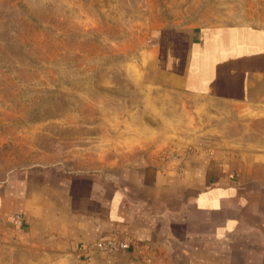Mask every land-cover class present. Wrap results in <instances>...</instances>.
<instances>
[{
    "label": "crops",
    "instance_id": "0c3cea01",
    "mask_svg": "<svg viewBox=\"0 0 264 264\" xmlns=\"http://www.w3.org/2000/svg\"><path fill=\"white\" fill-rule=\"evenodd\" d=\"M149 37L151 86L245 109L264 104V26L157 27ZM261 121L246 123L241 158L138 156L99 170L12 169L0 177V222L46 264H264V138L253 139L264 137L255 129ZM106 236L138 249L96 248Z\"/></svg>",
    "mask_w": 264,
    "mask_h": 264
},
{
    "label": "rangeland",
    "instance_id": "374dc122",
    "mask_svg": "<svg viewBox=\"0 0 264 264\" xmlns=\"http://www.w3.org/2000/svg\"><path fill=\"white\" fill-rule=\"evenodd\" d=\"M230 23L264 26V0H0V177L35 163L99 170L138 156L241 158L246 123L264 117V104L170 93L145 72L157 27ZM40 258L0 222V264Z\"/></svg>",
    "mask_w": 264,
    "mask_h": 264
},
{
    "label": "built area",
    "instance_id": "2783aa9c",
    "mask_svg": "<svg viewBox=\"0 0 264 264\" xmlns=\"http://www.w3.org/2000/svg\"><path fill=\"white\" fill-rule=\"evenodd\" d=\"M20 214L15 215L14 219L16 221H20ZM95 247L100 249V250H104V251H116V250H120V249H125V250H137L138 246L135 245L134 241L123 237V238H119L116 236H106V237H102L100 239H98L95 242ZM150 259L147 260V262H149Z\"/></svg>",
    "mask_w": 264,
    "mask_h": 264
}]
</instances>
